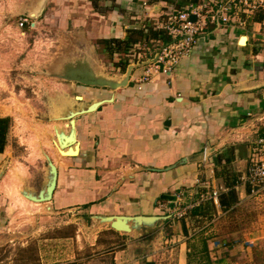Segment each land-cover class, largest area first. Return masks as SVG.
Listing matches in <instances>:
<instances>
[{
	"label": "crops",
	"instance_id": "crops-1",
	"mask_svg": "<svg viewBox=\"0 0 264 264\" xmlns=\"http://www.w3.org/2000/svg\"><path fill=\"white\" fill-rule=\"evenodd\" d=\"M227 1L87 0L92 18L83 36L96 42L91 53L98 54V72L107 64L116 71L108 75L121 79L130 65L152 60L164 45L165 31L158 27L171 10L204 2L218 10ZM263 13L237 7L226 23L208 19L192 53L171 74L156 72L148 83H140L146 65L131 70L128 85L116 91L68 86L66 100L78 90L85 103V89L114 101L76 118L79 153L62 157L56 167L50 209L81 211L95 222L104 216L161 219L130 234L110 225L96 231L95 245L113 247L116 264H264V216L248 229L220 220L246 201L260 205L251 213L264 214L263 198L241 181L264 139ZM138 46L141 63L129 56ZM10 132L11 125L5 150ZM230 190L237 202L223 211L219 196Z\"/></svg>",
	"mask_w": 264,
	"mask_h": 264
},
{
	"label": "rangeland",
	"instance_id": "rangeland-1",
	"mask_svg": "<svg viewBox=\"0 0 264 264\" xmlns=\"http://www.w3.org/2000/svg\"><path fill=\"white\" fill-rule=\"evenodd\" d=\"M90 8L87 0H0V114L11 118L9 143L0 161V264L117 262L113 247L98 249L95 245L96 231L108 223L87 220L81 211L53 212L52 204L39 203L33 193L49 184L47 159L56 168L62 157L76 155L79 150V146L69 150L61 147L63 141L56 139V133L68 135L70 124L56 116L66 105L75 107L77 103L72 100L76 96L82 99L78 90L85 87L77 84L73 98L66 100L71 82L51 75L57 73L65 58H81L83 52H91V45L97 46L83 36V28L92 18ZM33 15L36 17L29 19L22 35L18 19ZM89 54L94 60L98 58L95 52ZM105 65L100 72H116ZM80 92L87 96L85 105L98 103L99 98L91 91ZM3 162L6 164L1 168ZM255 207L260 205L246 201L222 214L220 220L244 224L248 229L249 222H259L257 217L264 216L258 210L251 213Z\"/></svg>",
	"mask_w": 264,
	"mask_h": 264
},
{
	"label": "built area",
	"instance_id": "built-area-1",
	"mask_svg": "<svg viewBox=\"0 0 264 264\" xmlns=\"http://www.w3.org/2000/svg\"><path fill=\"white\" fill-rule=\"evenodd\" d=\"M237 7H242L246 14H254L260 10L264 12V0H231L218 10H215L211 2L209 4L204 2L196 6L191 5L182 10H171L166 15L165 22L158 27L168 34L171 42L159 48L156 61L147 65L140 83L152 81V76L159 71L164 74H171L181 59L192 53L200 36L205 34L208 19L216 21L217 24H219V20L226 23L229 21L228 13ZM191 16H195L196 20L192 21ZM29 24L28 18L21 17L17 21V26L21 29ZM140 50L141 46H138L129 52L133 61L142 62ZM241 181L250 186L253 197L261 196L264 202V139H260L256 143L248 161L247 173ZM174 215L177 218H182L183 212L175 211Z\"/></svg>",
	"mask_w": 264,
	"mask_h": 264
},
{
	"label": "water",
	"instance_id": "water-1",
	"mask_svg": "<svg viewBox=\"0 0 264 264\" xmlns=\"http://www.w3.org/2000/svg\"><path fill=\"white\" fill-rule=\"evenodd\" d=\"M34 17L36 16L35 15L28 16L27 18L32 20ZM191 20L195 21L196 17L191 16ZM157 57L158 54H156V56L152 60H147L145 62H142L141 64L130 65L126 74L121 79H119L114 76H109L102 72L100 73L96 71V68L94 66V61L91 55L89 53L84 55L83 52L81 58H75V59H70L68 57L65 58L64 62L62 63L63 65H61L57 69V73L55 74L53 73L51 76L68 82L76 83L83 87L101 88V89H109L112 91H116L128 85L131 70H133L134 68H138L140 66H146L152 64L153 62L156 61ZM78 97L79 96H77V99L72 100V101H76L77 103L75 107L66 108L60 116L59 115L56 116L57 120L66 121L68 123L70 122L69 123L70 126H68L70 131L68 135H64L63 132L56 133V139L57 138L62 139L63 145L62 144L60 145L65 150L66 149L69 150L74 146H79V144L77 143L76 118L84 114L95 112L103 104L114 101L113 97L110 98L111 101L109 99L99 100L98 102H100V105H98L96 110L90 111L95 106L94 102L96 101L88 105H85L84 103H82V99ZM77 152L79 153V150H77ZM78 153L73 156H77ZM47 165H48V170H50V174H51L48 186H45L44 188L46 189L44 190L43 188L42 190L39 191V193L33 192L34 194H37V196L36 197L34 196V198L38 197L41 200L40 203L50 202L53 198V194L57 186V177H58L57 168L54 167L50 159H47ZM0 178H1V173H0ZM164 198H167L171 201L174 200L173 197L164 196ZM97 218L100 224L108 223V225H110L112 229L127 234H130L143 226H153V224L161 222V219L155 216H151V217L104 216Z\"/></svg>",
	"mask_w": 264,
	"mask_h": 264
},
{
	"label": "trees",
	"instance_id": "trees-1",
	"mask_svg": "<svg viewBox=\"0 0 264 264\" xmlns=\"http://www.w3.org/2000/svg\"><path fill=\"white\" fill-rule=\"evenodd\" d=\"M194 1H197V0H194ZM159 33L160 32H157L155 33V35ZM165 33H164V40H163V42H165L163 43L164 45L171 42V38ZM112 43H114L115 45H124L125 47L129 46V43L126 45L122 41H117V40L112 41ZM10 123H11L10 118H0V153H3L5 150L6 138H7V133L10 129ZM228 186L229 188H231L232 185L230 186V184H228ZM236 202H237V196L233 190H230L229 194H223L219 196V205L223 211L229 210Z\"/></svg>",
	"mask_w": 264,
	"mask_h": 264
},
{
	"label": "bare ground",
	"instance_id": "bare-ground-1",
	"mask_svg": "<svg viewBox=\"0 0 264 264\" xmlns=\"http://www.w3.org/2000/svg\"><path fill=\"white\" fill-rule=\"evenodd\" d=\"M110 100V99H109ZM111 101V100H110ZM95 105H100V102H98V103H95ZM98 106H94L90 111H94V110H96V108H97ZM75 151V150H74ZM72 153V152H71ZM70 153V154H71ZM73 156V155H72ZM49 182V181H48ZM36 196H37V194H36ZM47 196V195H46ZM38 198V197H37ZM38 200H40V199H38ZM41 201V200H40ZM40 201H39V203H40ZM152 220V219H151Z\"/></svg>",
	"mask_w": 264,
	"mask_h": 264
}]
</instances>
